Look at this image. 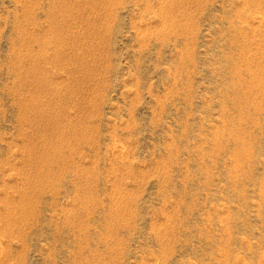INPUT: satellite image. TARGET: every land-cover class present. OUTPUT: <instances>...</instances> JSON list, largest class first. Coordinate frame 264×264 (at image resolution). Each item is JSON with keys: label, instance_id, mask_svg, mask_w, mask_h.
<instances>
[{"label": "rangeland", "instance_id": "obj_1", "mask_svg": "<svg viewBox=\"0 0 264 264\" xmlns=\"http://www.w3.org/2000/svg\"><path fill=\"white\" fill-rule=\"evenodd\" d=\"M0 264H264V0H0Z\"/></svg>", "mask_w": 264, "mask_h": 264}, {"label": "bare ground", "instance_id": "obj_2", "mask_svg": "<svg viewBox=\"0 0 264 264\" xmlns=\"http://www.w3.org/2000/svg\"><path fill=\"white\" fill-rule=\"evenodd\" d=\"M58 3V2H57ZM61 3V2H60ZM161 3V2H160ZM54 4V3H53ZM66 4V3H65ZM156 4V3H155ZM61 5H62V3H61ZM97 5V4H96ZM98 6V5H97ZM173 6V5H172ZM150 8V7H149ZM71 9V8H70ZM60 10V9H59ZM64 10V9H63ZM72 11V10H71ZM167 11V10H166ZM67 12V11H66ZM61 13V12H60ZM162 13V12H161ZM167 13V12H166ZM142 15V14H141ZM160 15V14H159ZM165 15V14H164ZM64 20V19H63ZM231 22V21H230ZM170 25V24H169ZM166 30V29H165ZM231 30V29H230ZM62 34V33H61ZM56 37V36H55ZM76 37V36H75ZM36 38V37H35ZM60 38V37H59ZM59 38H58V40H59ZM62 38V37H61ZM38 39V38H37ZM57 39V38H56ZM64 39V38H63ZM36 42V41H35ZM57 42V41H56ZM59 42V41H58ZM66 42V41H65ZM61 43V42H60ZM59 44V43H58ZM61 48V47H60ZM52 51V50H51ZM50 51V52H51ZM60 52V51H59ZM74 52V51H73ZM57 56V55H56ZM75 56V55H74ZM34 58V57H33ZM234 64H235V62H234ZM32 66V65H31ZM30 70V69H29ZM37 70V69H36ZM236 70V69H235ZM244 71V70H243ZM24 73V72H23ZM30 73H31V71H30ZM27 74V73H26ZM29 74V73H28ZM34 74V73H33ZM32 74V75H33ZM253 74V73H252ZM20 75V74H19ZM27 76V75H26ZM253 77V76H252ZM255 77V76H254ZM30 79V78H29ZM248 80V79H247ZM254 80V79H253ZM28 81V80H27ZM245 83V82H244ZM19 84V83H18ZM246 85V84H245ZM257 85V84H256ZM259 85V84H258ZM262 86V85H261ZM233 87V86H232ZM231 87V88H232ZM260 87V86H259ZM255 88V87H254ZM258 89V88H257ZM262 89V88H261ZM249 91V90H248ZM255 93V92H254ZM253 93V94H254ZM258 93V92H257ZM18 95V94H17ZM243 95V94H242ZM37 103V102H36ZM259 104V103H258ZM249 105V104H248ZM254 106V105H253ZM41 107V106H40ZM21 108V107H20ZM45 108V107H44ZM47 108V107H46ZM24 110V109H23ZM27 110V109H26ZM38 111V110H37ZM50 111V110H49ZM46 112V111H45ZM26 113V112H25ZM24 113V114H25ZM22 114V113H21ZM52 114V113H51ZM33 115V114H32ZM38 115H39V113H38ZM52 117V116H51ZM47 120V119H46ZM55 123V122H54ZM52 124V123H51ZM39 135V134H38ZM50 136V135H49ZM42 137H44V136H42ZM67 139V138H66ZM68 140V139H67ZM69 141V140H68ZM67 142V141H66ZM116 146V145H115ZM64 147V146H63ZM117 148V147H116ZM55 154V153H54ZM59 154V153H58ZM46 155H48V154H46ZM52 155V154H51ZM59 155H61V154H59ZM43 156H45L44 154H43ZM53 157H55V155L53 156ZM44 158H46V157H44ZM42 161V160H41ZM88 189V188H87ZM85 194V193H84ZM89 194V193H88ZM87 195V194H86ZM91 198V197H90ZM85 199V198H84ZM87 199V198H86ZM90 200V199H89ZM91 201V200H90ZM86 203V202H85ZM89 204H90V202H89ZM86 205V204H85ZM119 214V213H118ZM114 218V217H113ZM114 220V219H113ZM109 222V221H108ZM110 232V231H109ZM88 260V259H87Z\"/></svg>", "mask_w": 264, "mask_h": 264}]
</instances>
